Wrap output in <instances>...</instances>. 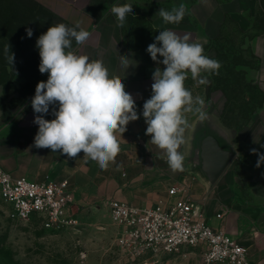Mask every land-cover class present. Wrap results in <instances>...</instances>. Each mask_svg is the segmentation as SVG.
Masks as SVG:
<instances>
[{"label":"crops","instance_id":"obj_1","mask_svg":"<svg viewBox=\"0 0 264 264\" xmlns=\"http://www.w3.org/2000/svg\"><path fill=\"white\" fill-rule=\"evenodd\" d=\"M126 3L133 6L129 15L143 18L147 23L150 33L146 34L145 42L132 40L125 34L124 26L117 27L111 8ZM181 3L187 8L182 21L165 23L158 10H171ZM259 6V0H55L53 6H48L54 16H61L65 23L78 24V31L84 29L90 33L84 44H75L71 50L90 60H101L110 77L122 80L125 90L135 100L139 119L129 122L123 134L116 133L120 152L107 170L84 157L82 151L77 157L69 158L60 150L36 148L34 138L39 126L34 118L41 114L34 113L31 100L36 85L46 82L48 73L41 74L38 69L40 56L35 44L41 34H35L33 42L25 41L26 49L19 57L28 59L31 52L28 53L27 47H31L30 43L35 45L32 47L35 50L33 64H30L35 71L15 72L10 79L13 86L10 90L0 80V165L14 177L25 176L35 181L67 180L74 198L70 211L78 221L79 216L89 211L106 214L105 201L113 198L139 206L159 200L172 202L176 197L168 196L167 187L175 181L184 182L201 210L199 202L207 196L202 211L207 221L242 245L251 264H264V178L249 184L244 195L235 189L236 180L229 165L214 184L208 183L210 186L185 161L183 171L173 172L163 150L152 144L151 137L146 135L147 124L142 115L143 104L152 95L153 73L157 67L161 70L165 67L153 61L147 52L148 45L155 43L153 31L172 30L181 36L188 35L190 42L207 45L219 33L226 17L235 21L243 32L251 31L252 18ZM40 26L43 33L50 27L46 23ZM248 42L258 58L257 83L264 95V33L253 34ZM120 56L129 58V67L121 62ZM157 59L162 61L163 57L158 55ZM30 76L34 79L30 80ZM58 108V102L50 105L44 118L55 119L53 112ZM259 113L262 115L243 128L239 137L243 143H251L258 153L264 154V102Z\"/></svg>","mask_w":264,"mask_h":264},{"label":"rangeland","instance_id":"obj_2","mask_svg":"<svg viewBox=\"0 0 264 264\" xmlns=\"http://www.w3.org/2000/svg\"><path fill=\"white\" fill-rule=\"evenodd\" d=\"M54 2L35 0L36 11L29 12L23 5L20 6V3L32 4L29 0H0V80L9 90L13 88L10 79L15 72L35 71L30 64H33L35 55L32 47L36 44L32 46L30 43L31 47H27L28 53L31 52L28 59L21 60L19 57L26 49L25 41L33 42L35 34L44 32L40 23L50 26L64 23L68 27H75L72 22L65 23L61 16H54L48 8ZM259 3V9L252 18L251 31L243 32L235 21L226 17L214 40L203 45L204 54L209 52L206 56L219 61L221 65L216 72L207 74L210 82L199 85L190 74L185 81V87L194 97L204 99L207 119L201 122L196 116L187 114L190 128L186 130L185 143L180 147L184 150V161L209 185L196 167L198 162L193 138L200 129L213 132L235 151L229 171L233 170L235 189L244 195L249 184L264 178V164L256 167L258 156L251 152L253 145L243 143L239 137L243 128L262 115L259 110L264 102V95L257 83L258 58L248 42L253 34L264 33V0H259ZM141 22L144 24L140 28ZM27 28L32 29L30 38L26 33ZM124 28L125 34L138 42H145L146 34L150 33L143 18L129 14ZM135 32L138 34H133ZM157 35L159 33L153 31L154 39ZM75 44L73 39L72 47ZM8 45L14 54L13 64L8 61L10 51L5 52ZM28 78L34 79L32 76ZM202 198L205 200L207 196ZM203 200L199 202L202 211L206 205ZM79 221L75 228L48 230L41 226L38 219L20 220L13 217L10 205L0 199V264H203L198 250L185 255L147 253L135 259L126 258L114 242L116 226L108 213L89 211L83 217L79 216Z\"/></svg>","mask_w":264,"mask_h":264},{"label":"clouds","instance_id":"obj_3","mask_svg":"<svg viewBox=\"0 0 264 264\" xmlns=\"http://www.w3.org/2000/svg\"><path fill=\"white\" fill-rule=\"evenodd\" d=\"M131 4L113 5L112 14L117 27H123L128 14H132ZM187 12L181 3L171 10L160 8L159 16L165 23L178 24ZM64 23L51 25L41 34L36 47L39 50L41 74L48 73L47 81L36 85L31 107L36 115L34 123L38 132L34 138L36 148L60 150L69 158H75L82 151L84 157L97 162L102 170H107L120 152L116 133H124L131 121L139 119L133 96L125 90L122 80L110 77L107 67L101 60H90L86 55H77L72 49V41L84 44L90 33ZM32 36V29H26ZM149 44L147 52L157 64L151 85L152 95L143 104V117L147 124L146 135L151 143L163 150L170 169L184 170L185 155L179 151L185 143V132L190 128L188 115L192 114L203 122L207 119L205 101L193 96L185 87L189 74L199 85L210 81L208 75L220 67L219 61L204 54L203 45L190 42L188 35H179L172 30H162ZM157 44L160 46L158 47ZM10 51V45L5 52ZM11 53V51H10ZM163 57L162 61L157 59ZM121 62L129 65L127 56H120ZM13 64L14 54L8 56ZM58 102L54 110L55 119L47 120L43 114L49 106ZM258 156L256 167L264 164V154L251 149Z\"/></svg>","mask_w":264,"mask_h":264},{"label":"built area","instance_id":"obj_4","mask_svg":"<svg viewBox=\"0 0 264 264\" xmlns=\"http://www.w3.org/2000/svg\"><path fill=\"white\" fill-rule=\"evenodd\" d=\"M167 194L176 199L140 206L114 198L105 201L122 255L135 259L147 253L185 255L198 250L203 264H251L242 245L207 221L186 183L172 182ZM0 199L10 205L13 217L38 219L48 230L79 225L70 211L74 198L67 180L14 177L0 165Z\"/></svg>","mask_w":264,"mask_h":264},{"label":"water","instance_id":"obj_5","mask_svg":"<svg viewBox=\"0 0 264 264\" xmlns=\"http://www.w3.org/2000/svg\"><path fill=\"white\" fill-rule=\"evenodd\" d=\"M194 145L196 154L199 155L196 167L212 185L230 164L235 151L207 129H200L195 132Z\"/></svg>","mask_w":264,"mask_h":264},{"label":"trees","instance_id":"obj_6","mask_svg":"<svg viewBox=\"0 0 264 264\" xmlns=\"http://www.w3.org/2000/svg\"><path fill=\"white\" fill-rule=\"evenodd\" d=\"M29 2H33L32 4H34V6L32 5V4H27V3H20V6H22L23 5V7L27 10V11H29V12H35L36 11V6H35V0H29ZM144 23L143 22H141L140 23V25H139V27H141V25H143ZM155 32V31H154ZM156 32H158V31H156ZM159 33V32H158ZM214 40V39H213ZM137 44V43H136ZM157 46L159 47L160 45L159 44H157Z\"/></svg>","mask_w":264,"mask_h":264},{"label":"flooded vegetation","instance_id":"obj_7","mask_svg":"<svg viewBox=\"0 0 264 264\" xmlns=\"http://www.w3.org/2000/svg\"><path fill=\"white\" fill-rule=\"evenodd\" d=\"M197 157H198V161H199V155L197 154Z\"/></svg>","mask_w":264,"mask_h":264}]
</instances>
